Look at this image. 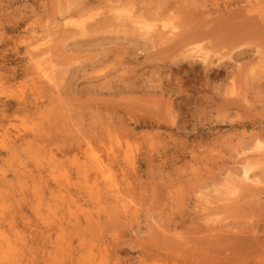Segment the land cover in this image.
<instances>
[{
    "label": "rangeland",
    "instance_id": "rangeland-1",
    "mask_svg": "<svg viewBox=\"0 0 264 264\" xmlns=\"http://www.w3.org/2000/svg\"><path fill=\"white\" fill-rule=\"evenodd\" d=\"M263 5L0 0V264H264Z\"/></svg>",
    "mask_w": 264,
    "mask_h": 264
},
{
    "label": "bare ground",
    "instance_id": "bare-ground-1",
    "mask_svg": "<svg viewBox=\"0 0 264 264\" xmlns=\"http://www.w3.org/2000/svg\"><path fill=\"white\" fill-rule=\"evenodd\" d=\"M108 1H109V0H108ZM249 3H250V2H249ZM252 3H253V2H252ZM252 5H254V4H251V6H252ZM255 6H256V5H255ZM263 6H264V5H263ZM263 6H262V7H263ZM259 7H260V6H259ZM244 8H245V7H244ZM249 8H250V7H249ZM252 8H253V6H252ZM254 8H255L254 10H256V7H254ZM246 10H247V9H246ZM257 10H259V9H257ZM257 10H256V12H257ZM263 10H264V8H263ZM247 11H248V10H247ZM247 11H246V12H247ZM249 12H250V10H249ZM258 12H259V11H258ZM263 12H264V11H263ZM252 13H253V10H252ZM259 13H261V12H259ZM262 14H263V13H262ZM250 15H251V14H250ZM255 15H256V14H255ZM237 16H238V15H237ZM167 17H168V16H167ZM257 18H258V17H257ZM141 19H142V18H141ZM248 20H249V19H248ZM133 21H134V20H133ZM226 24H228V23H226ZM233 25H234V24H233ZM145 26H147V25H145ZM152 26H153V25H152ZM164 26H165V25H163V27H164ZM242 26H243V25H242ZM244 28H245V27H244ZM146 29H147V28H146ZM212 30H213V29H212ZM149 31H150V29H149ZM190 31H191V30H190ZM198 31H199V30H198ZM248 31H249V30H248ZM171 33H172V32H171ZM200 33H202V32H200ZM192 34H193V33H192ZM159 35H160V34H159ZM180 36H181V35H180ZM187 36H189V35H187ZM198 36H199V35H198ZM203 36H204V35H203ZM191 37H192V36H191ZM205 37H207V35H206ZM188 38H189V37H188ZM185 39H186V38H185ZM196 40H197V39H196ZM169 41H170V40H169ZM178 41H180V40H178ZM183 41H184V40H183ZM190 41H191V40H190ZM177 45H178V44H177ZM188 45H190V44H188ZM175 46H176V44H175ZM183 46H184V45H183ZM186 46H187V45H186ZM173 47H174V46H173ZM188 47H189V46H188ZM188 47H187V49H188ZM174 48H176V47H174ZM183 48H184V47H183ZM183 48H182V49H183ZM182 49H181V50H182ZM184 49H185V48H184ZM188 51H190V50L188 49ZM41 71H42V70H41ZM41 75H42V74H41ZM42 77H43V76H42ZM44 78H45V77H44ZM51 81H52V80H51ZM21 104H22V102H21ZM24 104H25V103H24ZM1 105H2V104H1ZM15 105H16V104H15ZM17 106H18V105H17ZM15 107H16V106H15ZM19 107H20V105H19ZM36 107H38V105H37ZM20 108H21V107H20ZM17 110H18V109H17ZM13 111H14V110H13ZM13 113H14V112H13ZM5 116H6V115H5ZM34 134H35V133H34ZM38 134H39V133H38ZM7 137H8V136H7ZM38 137H39V136H38ZM108 137H109V136H108ZM110 137H111V136H110ZM8 138H9V137H8ZM21 139H22V138H21ZM107 139H108V138H107ZM114 139H115V138H114ZM6 140H7V139H6ZM6 140H4V141H6ZM15 140H16V139H15ZM26 140H27V139H26ZM109 140H110V139H109ZM116 140H117V139H116ZM116 140H115V141H116ZM118 140H119V139H118ZM125 140H126V139H125ZM33 141H34V140H33ZM35 141H36V140H35ZM35 141H34V142H35ZM88 141H89V140H88ZM119 141H120V140H119ZM6 142H7V141H6ZM19 142H20V141H19ZM25 142H26V141H25ZM30 142H31V141H30ZM86 142H87V141H86ZM89 142H90V141H89ZM23 143H24V142H23ZM105 143H106V142H105ZM107 143H108V142H107ZM111 143H112V141H111ZM125 143H126V142H125ZM125 143H124V144H125ZM80 144H81V143H80ZM100 144L102 145V143H100ZM103 144H104V143H103ZM113 144H114V143H113ZM128 144H129V143H128ZM10 145H11V144H10ZM20 145H21V144H20ZM20 145H19V146H20ZM78 145H79V144H78ZM78 145H77V146H78ZM98 145H99V144H98ZM98 145H97V146H98ZM118 145H120V144H118ZM125 145H127V144H125ZM21 146H22V145H21ZM93 146H94V145H93ZM102 146H103V145H102ZM108 146H110L109 143H108ZM108 146H106V148H108ZM121 146H122V145H121ZM127 146H128V145H127ZM23 147H24V146H23ZM23 147H21V148H23ZM30 147H31V145H30ZM89 147H90V146H89ZM104 147H105V145H104ZM117 147H118V146H117ZM125 147H126V146H125ZM27 148H29V147H27ZM27 148H26V149H27ZM83 148H84V147H83ZM83 148H82V149H83ZM85 148H86V147H85ZM113 148H114V147H113ZM115 148H116V147H115ZM118 148H119V147H118ZM6 149H7V148H6ZM15 149H16V148H15ZM23 149H24V148H23ZM32 149H33V148H32ZM78 149H79V147H78ZM96 149H98V147H97ZM100 149H101V148H100ZM109 149H110V148H109ZM10 150H11V148H10ZM21 150H22V149H21ZM76 150H77V149H76ZM119 150H120V149H119ZM12 151H13V148H12ZM18 151H19V150H18ZM73 151H74V150H73ZM82 151H83V150H82ZM107 151H108V150H107ZM14 152H15V150H14ZM22 152H23V150H22ZM26 152H27V151H26ZM76 152H77V151H76ZM87 152H88V151H87ZM93 152H94V149H93ZM101 152H103V149L101 150ZM116 152H117V151H116ZM120 152H121V151H120ZM123 152H125V151L122 150V153H123ZM0 153H1V152H0ZM103 153H104V152H103ZM109 153H110V152H109ZM14 154H15V153H14ZM73 154H74V153H73ZM88 154H90V153L88 152ZM95 154H97V153L95 152ZM98 154L100 155V152H99V151H98ZM106 154H107V153H105V155H106ZM111 154H112V153H111ZM113 154H115V153H113ZM113 154H112V155H113ZM5 155H6V154H5ZM15 155H16V154H15ZM70 155H71V154H70ZM90 155H91V154H90ZM103 155H104V154H103ZM11 156H12V155H11ZM16 156H17V155H16ZM91 156H92V155H91ZM118 156H119V155H118ZM6 157H7V156H6ZM102 157H103V156H102ZM104 157H106V156H104ZM109 157H110V156H109ZM112 157H113V156H112ZM116 158H117V157H116ZM116 158H114V159H116ZM119 158H120V157H119ZM6 159H7V158H6ZM110 159H112V158H110ZM121 160H122V159H121ZM123 160H124V159H123ZM92 162H93V161H92ZM112 162L115 163V161H112ZM116 162H117V161H116ZM122 162H123V161H122ZM117 163H118V162H117ZM124 163H125V162H124ZM51 165H52V164H51ZM55 165H56V164L54 163V166H55ZM112 165H113V164H112ZM117 165H118V164H117ZM119 165H120V164H119ZM123 165H124V164H123ZM130 165H131V164H130ZM104 166H105V165H104ZM125 166H126V165H125ZM45 167H46V166H45ZM51 167H52V166H51ZM51 167H46V168H51ZM118 167H119V166H118ZM123 167H124V166H123ZM132 167H133V165H132ZM54 168L56 169V166H55ZM54 168H52L51 170H53ZM120 168L122 169V165H121ZM110 169H111V168H110ZM115 169H116V168H115ZM121 169H120V170H121ZM132 169H134V168H132ZM47 170H49V169H47ZM51 170H50V171H51ZM56 170H57V169H56ZM57 171H58V170H57ZM60 171H61V170H60ZM58 172H59V171H58ZM58 172H56V173H58ZM62 172H64V170H63ZM105 172H106V171H105ZM122 172H123V171H122ZM56 173H55V174H56ZM49 174H50V173H49ZM51 174H52V173H51ZM66 174H68V173H66ZM66 174H65V175H66ZM56 175L59 176V174H56ZM91 175H92V174H91ZM91 175H90V176H91ZM63 176H64V175H63ZM123 176H124V175H123ZM55 177H56V176H55ZM61 177H62V175H61ZM2 178H3V177H2ZM59 178H60V177H59ZM124 178H125V177H124ZM124 178H123L122 180H124ZM54 179H55V178H54ZM56 179H57V178H56ZM61 179H63V178H61ZM125 179L127 180V178H125ZM52 180H53V179H52ZM68 180H69V179H68ZM68 180H67V181H68ZM60 181H62V180H58V181H57V184H58ZM64 181H65V180H64ZM64 181H62V182H64ZM67 181H65V182L67 183ZM54 182H55V181H54ZM65 182H64V183H65ZM124 182H125V180H124ZM127 182H129V181H127ZM60 183H61V182H60ZM64 183H63V184H64ZM98 183H99V181H98ZM112 183H113V182H112ZM129 183H130V182H129ZM129 183H128V184H129ZM20 184H21V183H20ZM80 184H81V183H80ZM99 184H100V183H99ZM21 185H22V184H21ZM65 185H67V184H65ZM96 185H97V184H96ZM100 185H101V184H100ZM59 186H60V185H59ZM67 186H68V185H67ZM78 186H79V185H78ZM22 187H23V186H22ZM61 187H62V186H61ZM99 187H100V186H99ZM84 189H85V188H84ZM88 189H90V188H88ZM104 189H105V188H104ZM106 189H107V188H106ZM106 189H105V190H106ZM117 189H118V188H117ZM99 190H100V189H99ZM101 190H102V188H101ZM108 190H109V189H108ZM108 190H106V192H107ZM111 190H115V188H114V189H111ZM79 191H80V190H79ZM94 191H95V190H94ZM102 191H104V190H102ZM102 191H101V192H102ZM84 192H86V191H84ZM119 192H120V191H119ZM113 193H114V192H113ZM115 193H116V192H115ZM115 193H114V194H115ZM77 194H78V193H77ZM98 194H100V193H98ZM111 194H112V192H111ZM111 194H110V195H111ZM100 195H101V194H100ZM120 195H121V193H120ZM70 196H71V195H70ZM85 196H86V195H85ZM107 196H108V195H107ZM71 197H72V196H71ZM113 197H114V196H113ZM115 198H116V197H115ZM65 199H66V197H65ZM117 199H118V198H117ZM97 200H98V199H97ZM103 200H104V199H103ZM111 200H112V199H111ZM59 201H60V199H59ZM73 201H74V200H73ZM75 201H76V200H75ZM82 201H83V200H82ZM113 201H114V200H113ZM57 202H58V201H57ZM63 202H64V201H63ZM104 202H105V201H104ZM104 202H103V203H104ZM111 202H112V201H111ZM68 203H69V201H68ZM71 203H72V202H71ZM76 203H77V201H76ZM76 203H75V204H76ZM79 203H80V201H79ZM83 203H84V202H83ZM96 203H97V202H96ZM99 203H100V202H99ZM109 203H110V202H109ZM3 204H4V203H3ZM48 204H49V203H48ZM52 205H53V204H52ZM56 205H57V204H56ZM58 205H59V204H58ZM66 205H67V203H66ZM104 205H105V204H104ZM53 206H54V205H53ZM59 206H60V205H59ZM59 206H58V207H59ZM71 206H72V205H71ZM71 206H70V207H71ZM49 207H50V206H49ZM64 207H65V206H64ZM4 209H5V207H4ZM48 209H49V208H48ZM62 209H63V208H62ZM62 209H61V210H62ZM69 209H70V208H69ZM69 209H68V211H69ZM75 209H76V208H75ZM57 210H59V209H57ZM81 210L83 211V209H80V211H81ZM70 211H71V210H70ZM70 211H69V212H70ZM74 211H75V210H74ZM78 211H79V210H78ZM82 211H81L80 213H82ZM2 212H3V211H2ZM2 212H1V213H2ZM59 212H60V211H59ZM75 212H76V211H75ZM5 213H6V212H5ZM60 213H61V212H60ZM3 214H4V212H3ZM58 214H59V213H58ZM75 214H76V213H75ZM82 214H83V213H82ZM88 214H89V213H88ZM67 215H68V214H67ZM5 216H6V215H5ZM7 216H8V215H7ZM50 216H51V214H50ZM55 216H56V215H55ZM62 216H64V214H63ZM62 216H61V217H62ZM76 216L78 217V215H76ZM76 216H75V217H76ZM85 216H86V215H85ZM8 217H9V216H8ZM46 217H47V216H46ZM52 217H53V216H52ZM75 217H74V218H75ZM83 217H84V216H83ZM6 218H7V217H6ZM56 218H58V216H57ZM90 218H91V216H90ZM90 218H89V221H90ZM10 219L12 220V218H10ZM61 219H62V218H61ZM2 220H4V219H2ZM2 220H1V222H2ZM49 220H51V219H49ZM58 220H59V219H58ZM83 220H84V219H83ZM87 220H88V219H87ZM12 221H13V220H12ZM46 221H47V220H46ZM61 221H63V220H61ZM61 221H60V222H61ZM85 221H86V219H85ZM58 222H59V221H58ZM58 222H57V223H58ZM63 222H64V221H63ZM13 223H14V222H13ZM32 223H33V222H32ZM50 223H51V221H50ZM40 224H41V223H40ZM47 224H48V223H47ZM51 224H52V223H51ZM51 224H49L48 227H49ZM1 225H2V224H1ZM41 225H42V224H41ZM43 225H44V224H43ZM56 225H57V224H56ZM59 225H61V224H59ZM11 227H14V225L11 226ZM58 227H59V226H58ZM61 227H62V226H61ZM5 228H6V227H5ZM2 229H4V228L2 227ZM10 230H11V229H10ZM17 230H18V229H17ZM17 232H19V230H18ZM20 233H21V231H20ZM22 233H23V232H22ZM9 234H11V233H9ZM24 234H25V233H24ZM11 236H12V235H11ZM23 236H25V235H23ZM25 237H26V236H25ZM25 237H23V239H24ZM18 238H19V237H18ZM21 238H22V237H21ZM9 239H10V238H9ZM15 239H16V238H15ZM23 239H22V240H23ZM25 239H26V238H25ZM25 239H24V240H25ZM0 241L2 242V240H0ZM25 241H26V240H25ZM25 241H23V242H25ZM1 242H0V243H1ZM11 242H12V241H11ZM15 243H16V241H15ZM21 243H22V241H21ZM2 244H3V243H2ZM2 244H1V245H2ZM18 244H19V243H18ZM14 245H15V244H14ZM187 245H188V244H187ZM15 246H17V245H15ZM192 246H193V245H192ZM18 247L20 248V245H19ZM21 247H24V245L21 246ZM60 248H61V246H60ZM63 248H65V247H63ZM196 248H198V247L196 246ZM199 249H200V248H199ZM21 251H22V250H21ZM60 251H61V250H60ZM1 253H2V252H1ZM6 254H7V253H6ZM18 254H19V253H18ZM0 255H1V254H0ZM69 255H70V254H69ZM170 255H171V254H170ZM61 256H63V255H61ZM176 256H177V255H176ZM179 256L181 257V255H179ZM197 256H198V255H197ZM23 257H25V256H23ZM55 257H56V256H55ZM59 257H60V255H59ZM79 257H80V256H79ZM177 257H178V256H177ZM200 257H201V256H200ZM64 258H65V257H64ZM81 258H82V255H81ZM173 258H174V257H173ZM190 258H191V257H190ZM195 258H196V257H195ZM62 259H63V258H62ZM71 259H72V258H71ZM89 259L91 260V257H90ZM93 259H94V258H93ZM95 259H96V258H95ZM184 259H185V258H184ZM187 259H188V258H187ZM69 260H70V258L68 259V261H69ZM99 260H100V259H99ZM181 260H182V259H181ZM70 261H71V260H70ZM70 261H69V262H70ZM97 261H98V260H97ZM170 261H171V260H170ZM187 261H188V260H187ZM1 262H2V261H1ZM58 262H59V261H58ZM106 262H107V261H106ZM175 262H176V261H175ZM192 262H193V261H192ZM99 263H100V261H99ZM173 263H174V261H173ZM184 263H185V262H184ZM70 264H71V262H70ZM90 264H91V262H90ZM102 264H103V263H102ZM179 264H180V263H179ZM194 264H195V262H194Z\"/></svg>",
    "mask_w": 264,
    "mask_h": 264
}]
</instances>
